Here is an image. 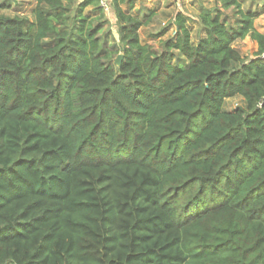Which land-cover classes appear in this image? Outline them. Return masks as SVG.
<instances>
[{
  "label": "trees",
  "instance_id": "obj_1",
  "mask_svg": "<svg viewBox=\"0 0 264 264\" xmlns=\"http://www.w3.org/2000/svg\"><path fill=\"white\" fill-rule=\"evenodd\" d=\"M32 1L0 12V264H264L257 14L204 8L193 43L178 12L156 48L134 0H113L118 40L98 0Z\"/></svg>",
  "mask_w": 264,
  "mask_h": 264
},
{
  "label": "rangeland",
  "instance_id": "obj_2",
  "mask_svg": "<svg viewBox=\"0 0 264 264\" xmlns=\"http://www.w3.org/2000/svg\"><path fill=\"white\" fill-rule=\"evenodd\" d=\"M135 9L132 10L136 13V9L142 6L151 7L156 10V14L153 20L148 25H143L139 29L140 39L142 43H150L156 48L160 47L161 40L173 35L176 32L175 16L178 12L184 14L188 20L187 24L191 29L192 41L195 43L200 36L205 35V31L200 22V12L204 8L220 9L225 16H228L235 20L238 7L232 5L226 7L223 0H134ZM241 9L248 12L252 11L257 14L255 19V27L264 33V0H239ZM35 2L32 0H16L12 9L0 10V12L7 16H23L29 18H35L32 12ZM124 9L129 11L127 5H124ZM85 14L91 16H97L101 11L93 6H88L85 9ZM113 13H105L107 22L104 29L110 30L116 40H118V24L116 20H113ZM167 28V32L163 36L158 34ZM235 46L246 57L253 56L257 49V43L250 37L244 39H237ZM245 105V100L242 96H234L228 98L225 101L224 108L232 110L236 106Z\"/></svg>",
  "mask_w": 264,
  "mask_h": 264
},
{
  "label": "built area",
  "instance_id": "obj_3",
  "mask_svg": "<svg viewBox=\"0 0 264 264\" xmlns=\"http://www.w3.org/2000/svg\"><path fill=\"white\" fill-rule=\"evenodd\" d=\"M99 7L103 10L104 13H113L114 5L113 0H98Z\"/></svg>",
  "mask_w": 264,
  "mask_h": 264
},
{
  "label": "water",
  "instance_id": "obj_4",
  "mask_svg": "<svg viewBox=\"0 0 264 264\" xmlns=\"http://www.w3.org/2000/svg\"><path fill=\"white\" fill-rule=\"evenodd\" d=\"M121 60H122V54H120V55L117 57V59H116V63H117L118 65H120V64H121Z\"/></svg>",
  "mask_w": 264,
  "mask_h": 264
},
{
  "label": "crops",
  "instance_id": "obj_5",
  "mask_svg": "<svg viewBox=\"0 0 264 264\" xmlns=\"http://www.w3.org/2000/svg\"><path fill=\"white\" fill-rule=\"evenodd\" d=\"M31 20H34L33 18H30ZM113 20H116L115 14H113ZM117 21V20H116Z\"/></svg>",
  "mask_w": 264,
  "mask_h": 264
}]
</instances>
